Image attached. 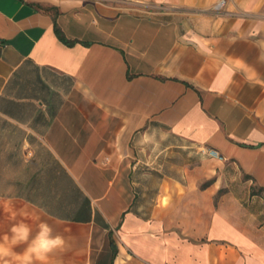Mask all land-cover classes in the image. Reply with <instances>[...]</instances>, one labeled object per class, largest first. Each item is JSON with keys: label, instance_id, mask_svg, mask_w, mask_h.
<instances>
[{"label": "crops", "instance_id": "obj_1", "mask_svg": "<svg viewBox=\"0 0 264 264\" xmlns=\"http://www.w3.org/2000/svg\"><path fill=\"white\" fill-rule=\"evenodd\" d=\"M217 2L0 0V237L48 223L68 246L47 264H264L217 184L142 164L160 132L264 187V86L246 78L264 81V0Z\"/></svg>", "mask_w": 264, "mask_h": 264}, {"label": "rangeland", "instance_id": "obj_2", "mask_svg": "<svg viewBox=\"0 0 264 264\" xmlns=\"http://www.w3.org/2000/svg\"><path fill=\"white\" fill-rule=\"evenodd\" d=\"M35 1L38 6L49 8L52 2L75 5L92 0ZM148 8L154 10L152 0H149ZM156 136H160V144L146 145L142 155L144 167L160 165L162 177L185 179L191 176L199 181L201 187L217 184L215 202L226 210L235 223L264 245V190L260 185L232 160L212 157L205 147H167L172 139L163 137L164 134L160 132Z\"/></svg>", "mask_w": 264, "mask_h": 264}, {"label": "clouds", "instance_id": "obj_3", "mask_svg": "<svg viewBox=\"0 0 264 264\" xmlns=\"http://www.w3.org/2000/svg\"><path fill=\"white\" fill-rule=\"evenodd\" d=\"M236 28L234 26L233 31ZM235 39L233 38V41ZM259 60L264 62V55L259 56ZM246 78L256 80L260 86H264V81L257 79V74L253 69L251 75ZM11 235L5 234L0 237V264H12L14 258L19 264H47L49 257L59 251H63L68 246V241L64 236L53 234V228L46 222L38 225V231L33 236L32 229L25 223L13 224L10 228ZM26 245L22 253H15V247Z\"/></svg>", "mask_w": 264, "mask_h": 264}, {"label": "built area", "instance_id": "obj_4", "mask_svg": "<svg viewBox=\"0 0 264 264\" xmlns=\"http://www.w3.org/2000/svg\"><path fill=\"white\" fill-rule=\"evenodd\" d=\"M227 0H218L215 9L220 11L226 6ZM207 153L212 157L223 158L222 154L215 148H206Z\"/></svg>", "mask_w": 264, "mask_h": 264}, {"label": "trees", "instance_id": "obj_5", "mask_svg": "<svg viewBox=\"0 0 264 264\" xmlns=\"http://www.w3.org/2000/svg\"><path fill=\"white\" fill-rule=\"evenodd\" d=\"M262 190H264V187L260 186ZM113 241V240H112ZM114 255H115V252H114Z\"/></svg>", "mask_w": 264, "mask_h": 264}]
</instances>
